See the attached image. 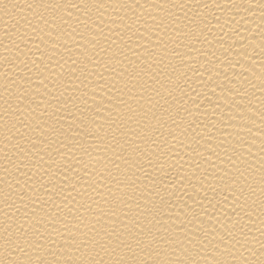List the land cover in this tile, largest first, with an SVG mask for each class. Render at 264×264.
Here are the masks:
<instances>
[{
    "label": "bare ground",
    "instance_id": "6f19581e",
    "mask_svg": "<svg viewBox=\"0 0 264 264\" xmlns=\"http://www.w3.org/2000/svg\"><path fill=\"white\" fill-rule=\"evenodd\" d=\"M0 264H264V0H0Z\"/></svg>",
    "mask_w": 264,
    "mask_h": 264
}]
</instances>
